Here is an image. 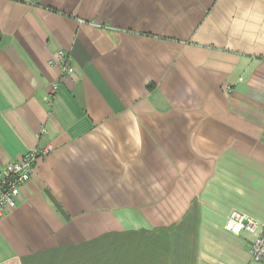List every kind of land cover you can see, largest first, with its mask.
Listing matches in <instances>:
<instances>
[{
	"label": "crops",
	"instance_id": "1",
	"mask_svg": "<svg viewBox=\"0 0 264 264\" xmlns=\"http://www.w3.org/2000/svg\"><path fill=\"white\" fill-rule=\"evenodd\" d=\"M47 146L0 264H264V0H0V169Z\"/></svg>",
	"mask_w": 264,
	"mask_h": 264
},
{
	"label": "built area",
	"instance_id": "2",
	"mask_svg": "<svg viewBox=\"0 0 264 264\" xmlns=\"http://www.w3.org/2000/svg\"><path fill=\"white\" fill-rule=\"evenodd\" d=\"M49 63L57 68L59 77L72 73L74 70L70 62V55L64 50H59ZM57 87L58 82L56 81L52 84L53 93ZM49 150L48 146L35 148L24 153L18 160L7 162L0 169V219L5 216L7 210L17 206L20 187L29 181L37 158L45 155ZM224 228L234 235L250 234L248 252L251 260L258 262L264 258V225L258 220L237 210H232L226 217Z\"/></svg>",
	"mask_w": 264,
	"mask_h": 264
}]
</instances>
